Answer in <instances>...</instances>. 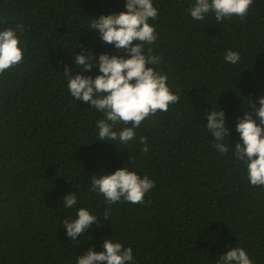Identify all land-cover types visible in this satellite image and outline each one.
<instances>
[{"label": "trees", "instance_id": "16d2710c", "mask_svg": "<svg viewBox=\"0 0 264 264\" xmlns=\"http://www.w3.org/2000/svg\"><path fill=\"white\" fill-rule=\"evenodd\" d=\"M153 2L158 39L145 47L163 57L157 67L180 100L125 145L97 140L104 114L71 96L63 72L77 74V54L95 57L90 72L81 70L92 77L100 54L127 56L88 27L126 11V0H0V30L24 25V61L0 77V264H77L89 248L103 251L105 239L131 247L135 264H217L235 246L264 264V187L251 186L233 157L238 117L264 97V0L244 19L219 23L213 13L194 20L193 0ZM229 49L240 53L235 65L224 59ZM220 108L231 130L226 155L205 127V110ZM127 166L155 186L144 204L109 206L91 176ZM72 192L78 203L69 209L62 198ZM81 207L100 216L73 241L62 222Z\"/></svg>", "mask_w": 264, "mask_h": 264}, {"label": "clouds", "instance_id": "9594fccd", "mask_svg": "<svg viewBox=\"0 0 264 264\" xmlns=\"http://www.w3.org/2000/svg\"><path fill=\"white\" fill-rule=\"evenodd\" d=\"M253 3L254 0H193L188 13L196 21H202L207 14L213 13L219 23L233 16L244 19ZM158 15L159 10L153 0H126V11L101 15L98 19L94 17L89 22V29L99 32L102 43L125 50L127 56L100 54L97 61L100 74L92 77L83 75L81 70L90 72L95 57L81 53L74 55L77 74L73 75V68H66L63 72L71 96L104 114V118L96 124L97 140L119 141L127 145L136 138V129L142 122L153 119L158 112H167L170 105L180 100L179 91L174 92L175 86L168 83V75L157 67L163 57L154 55L150 47H145L155 44L158 39L156 26L150 23ZM23 34V24L0 30V77L23 63ZM144 49H147V54ZM224 59L235 65L241 56L238 51L229 49ZM258 103L257 108L250 100L248 104H252L253 110L238 117L236 131L242 143L236 144L235 156H232L246 165L251 186L264 187V97H260ZM220 109L205 110V127L214 138L213 147L226 155L231 151L228 142L231 130L226 126L225 111ZM254 115L259 118V123L253 118ZM119 125L123 127L118 128ZM139 140L144 145L142 151L147 154V137L140 136ZM154 186L155 182L147 175L141 177L128 166L114 173L91 176V190L102 194L109 206L122 201L144 204L146 194ZM62 200L69 209L78 203L76 192L66 195ZM98 216L81 207L76 218L65 219L62 226L67 230V236L76 241L92 224L98 223ZM102 216L109 220L107 212ZM102 248L100 252L89 248L78 256L77 264H135L131 247L105 239ZM217 264H254V261L243 247L235 246L220 255Z\"/></svg>", "mask_w": 264, "mask_h": 264}]
</instances>
